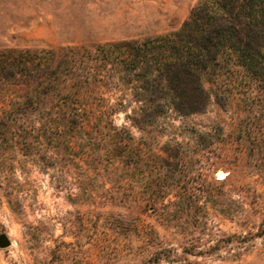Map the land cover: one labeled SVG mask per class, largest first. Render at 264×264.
<instances>
[{
  "label": "rangeland",
  "instance_id": "1",
  "mask_svg": "<svg viewBox=\"0 0 264 264\" xmlns=\"http://www.w3.org/2000/svg\"><path fill=\"white\" fill-rule=\"evenodd\" d=\"M197 1L0 0V49L170 33ZM26 89L3 86L0 113ZM212 91L204 112L185 119L149 118L136 105L129 119L112 117L133 137L127 177L105 164L92 172L82 163L56 165L53 149L38 144L44 139H28L29 154L0 152V235L10 242L0 264H264V187L247 157L264 149V100L230 104Z\"/></svg>",
  "mask_w": 264,
  "mask_h": 264
},
{
  "label": "trees",
  "instance_id": "2",
  "mask_svg": "<svg viewBox=\"0 0 264 264\" xmlns=\"http://www.w3.org/2000/svg\"><path fill=\"white\" fill-rule=\"evenodd\" d=\"M20 83L27 89L0 113V152L29 154L27 140L44 139L38 144L53 149L56 165L82 163L92 172L105 164L127 177L133 137L114 124L119 112L129 119L136 105L149 118L185 119L204 112L212 87L230 104L264 100V0H198L179 29L141 39L0 49V89ZM242 134L259 146L255 136ZM97 141L105 147L92 148ZM247 155L258 163L250 172L264 187V149ZM233 170L223 181H231Z\"/></svg>",
  "mask_w": 264,
  "mask_h": 264
},
{
  "label": "water",
  "instance_id": "3",
  "mask_svg": "<svg viewBox=\"0 0 264 264\" xmlns=\"http://www.w3.org/2000/svg\"><path fill=\"white\" fill-rule=\"evenodd\" d=\"M223 173L222 171H217V176L219 174ZM8 246H10V242L8 241L7 237L5 235H0V248H7Z\"/></svg>",
  "mask_w": 264,
  "mask_h": 264
}]
</instances>
